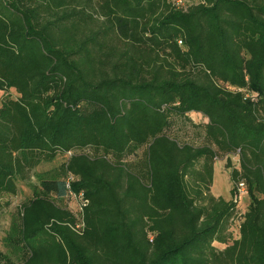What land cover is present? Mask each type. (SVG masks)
I'll list each match as a JSON object with an SVG mask.
<instances>
[{
  "label": "trees",
  "instance_id": "obj_1",
  "mask_svg": "<svg viewBox=\"0 0 264 264\" xmlns=\"http://www.w3.org/2000/svg\"><path fill=\"white\" fill-rule=\"evenodd\" d=\"M177 5L0 0V90L16 92L0 98V204L70 154L0 264H264V0ZM188 125L201 144L180 140ZM222 157L229 199L211 193ZM69 191L87 199L78 229L56 202Z\"/></svg>",
  "mask_w": 264,
  "mask_h": 264
},
{
  "label": "rangeland",
  "instance_id": "obj_2",
  "mask_svg": "<svg viewBox=\"0 0 264 264\" xmlns=\"http://www.w3.org/2000/svg\"><path fill=\"white\" fill-rule=\"evenodd\" d=\"M171 2H176L178 7L187 8L192 4H197L202 0H170ZM9 95L11 97L16 96L14 89H9L5 92L0 90V98ZM192 120L198 122L203 120L200 114H190ZM179 131L180 140L186 139L195 144H201L202 137L198 129L188 125L186 128H181ZM178 134V133H177ZM183 141V140H182ZM70 154H57L54 159L50 161H42L31 170L24 173L23 178H19L16 181V192L14 194L5 195L2 198V203L0 204V254L4 255L6 259H18L16 251L21 250V245L16 244L12 241V235L10 233V225L13 217H16L22 208V204L31 201L32 199L40 198V178H55L58 176L61 165L67 160ZM230 157V162L232 166L238 167V156L233 154ZM226 159L222 157L217 159L214 163L213 168V183L211 186V193L215 196H221L225 199H229L230 188L233 187V183L229 178V168L225 165ZM235 194L233 198L236 199L238 207V215L242 216L247 209L249 203V195L244 186H236ZM56 202L66 208H69L76 218V228H80L82 224V212L80 214L79 204L81 202L80 195L69 192L61 199H56ZM238 220V219H237ZM235 220V221H237ZM233 230V229H232ZM233 232V231H232ZM216 244V243H215ZM219 247L223 245L216 244ZM25 250L24 247L22 249Z\"/></svg>",
  "mask_w": 264,
  "mask_h": 264
},
{
  "label": "built area",
  "instance_id": "obj_3",
  "mask_svg": "<svg viewBox=\"0 0 264 264\" xmlns=\"http://www.w3.org/2000/svg\"><path fill=\"white\" fill-rule=\"evenodd\" d=\"M72 178H71V176H69L68 178H67V182H66V184H67V187H69V181L71 180ZM238 186H243L242 184H239ZM69 193L70 194H72V192H70L69 191ZM80 198H81V202H80V204H79V211H80V213H81V211H82V207L87 203V199H85V198H83L81 195H80ZM235 201H236V199H234ZM81 220H82V218H81ZM237 220V219H236ZM236 222V227H235V229H237V226H238V223H239V219L237 220V221H235ZM83 225V222H82V224L80 225V226H82Z\"/></svg>",
  "mask_w": 264,
  "mask_h": 264
}]
</instances>
